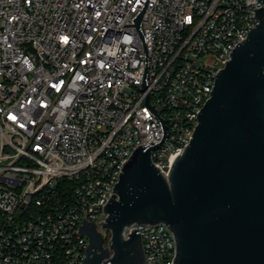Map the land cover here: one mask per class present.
Here are the masks:
<instances>
[{
    "label": "built area",
    "instance_id": "obj_1",
    "mask_svg": "<svg viewBox=\"0 0 264 264\" xmlns=\"http://www.w3.org/2000/svg\"><path fill=\"white\" fill-rule=\"evenodd\" d=\"M263 6L0 0V264H84L82 223L138 147L167 174ZM137 229L146 264H173L166 227Z\"/></svg>",
    "mask_w": 264,
    "mask_h": 264
},
{
    "label": "water",
    "instance_id": "obj_2",
    "mask_svg": "<svg viewBox=\"0 0 264 264\" xmlns=\"http://www.w3.org/2000/svg\"><path fill=\"white\" fill-rule=\"evenodd\" d=\"M254 17L167 174L152 161L159 144L138 147L104 222L82 223L84 264H146L137 228L155 225L173 237V264H264V6Z\"/></svg>",
    "mask_w": 264,
    "mask_h": 264
},
{
    "label": "trees",
    "instance_id": "obj_3",
    "mask_svg": "<svg viewBox=\"0 0 264 264\" xmlns=\"http://www.w3.org/2000/svg\"><path fill=\"white\" fill-rule=\"evenodd\" d=\"M108 239H109V234L107 233V235L105 237V244L107 243Z\"/></svg>",
    "mask_w": 264,
    "mask_h": 264
}]
</instances>
